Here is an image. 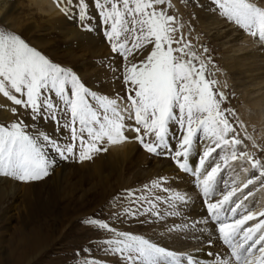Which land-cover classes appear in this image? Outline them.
Instances as JSON below:
<instances>
[{"label": "snow or ice", "instance_id": "snow-or-ice-1", "mask_svg": "<svg viewBox=\"0 0 264 264\" xmlns=\"http://www.w3.org/2000/svg\"><path fill=\"white\" fill-rule=\"evenodd\" d=\"M54 2L60 7L63 0ZM164 3L165 0H94L111 50L124 61L122 83L131 108L128 119L134 113L136 125L131 130L147 152L171 159L181 171L195 177V186L207 209L208 219L203 223L213 229V235L230 253V259L215 255L214 264H264V219H259L264 217V210L257 213L243 204L253 195L251 191L243 199H233L257 181L264 187V157L240 151L243 140L236 127H243L242 123L234 110L221 107L226 98L214 90L216 81L207 78V65L183 38H174L173 34L179 31L173 27L175 18L156 7ZM212 3L227 21L264 44V8L251 0H212ZM88 9V0L75 3L67 0V6L60 7L65 15L75 12L74 18H78L81 27L92 31L93 26L87 23L93 19ZM148 45L152 48L143 60L136 63L129 59ZM0 94L23 108L33 124L53 122L71 130V142L61 144L38 124L33 134L27 131L31 125L24 120L0 126L2 176L24 183L48 176L55 161L47 158L43 146L65 159L66 153H74L78 140L79 160L83 162L94 153L128 141L124 131L129 126L124 122L117 100L90 91L72 70L51 62L19 35L4 30H0ZM11 111L13 115L18 114L16 108ZM173 125L176 132L171 130ZM170 138L176 140L175 146ZM244 139L252 138L245 134ZM105 140L107 146L98 147ZM252 147L264 152L255 141ZM193 154L198 165L193 160L190 166ZM233 161H240L245 173L258 175H251L241 187L235 186V180H223L222 172ZM244 164L249 167H243ZM221 182L225 185L223 192L219 190ZM166 183L164 179L153 181L139 195L127 191L122 199L129 206L109 219L123 223L131 217L143 224L146 221L140 217L162 219L176 215V206L187 204L188 198L163 187ZM159 192L168 195L165 198ZM216 195L221 198L214 201ZM161 203H166L171 211L161 212L158 207ZM249 221L256 223L249 225ZM82 223L110 234L111 239L97 247L105 254L118 257L121 264H197L194 256L181 257L141 235L116 230L101 219L87 218ZM199 223L194 222L193 227ZM174 230L181 229H170ZM84 264L97 262L85 260Z\"/></svg>", "mask_w": 264, "mask_h": 264}, {"label": "rangeland", "instance_id": "rangeland-1", "mask_svg": "<svg viewBox=\"0 0 264 264\" xmlns=\"http://www.w3.org/2000/svg\"><path fill=\"white\" fill-rule=\"evenodd\" d=\"M7 1L8 8H6L7 10L5 9L0 17V30L19 35L30 47L39 51L51 62L72 70L90 91L95 92L97 95L117 100L120 111L125 117L124 122L129 126L124 131V135L128 137V141L125 144L134 143L138 150L147 155L149 159L155 158L169 163L173 162L167 157L150 154L135 139L137 134L131 130L132 127L136 126L134 113L132 114V119H128L131 108L129 106L130 102L127 100L128 94L122 83L124 61L111 50V45L104 35L105 26L100 23V17L94 7V0H88V12L93 19L87 23H91L93 26L92 31H86L81 27V22L78 18H74L76 16L75 12L70 16L60 11V7L67 6V0H63L60 7L52 0L55 5L53 11L58 12L56 14L68 22V28H73L81 36L86 37L87 35L91 40L95 39L100 43L103 52L92 57L87 54L88 50L85 53L81 49L75 48V42L73 43V47L69 46L67 40L61 34H66L68 33L67 31H63L62 28L60 30L50 29V17L48 14L36 10L38 8H35L31 0ZM73 2L75 3L76 0H73ZM251 2L258 7L264 8V0H251ZM169 4L171 7H168ZM156 7L158 10H164L167 15L175 18L173 27L178 28L179 31L173 34L174 38H183L184 43L191 45L190 50L195 52L201 61L207 65V78L216 81L214 90L222 92L226 98L221 107L234 110L238 118V111L243 106L241 95L239 92H234L230 88L232 86H227L229 84L225 85L224 83L223 85V83L216 79L217 75L224 71L221 65L223 49L217 48L211 39L207 37L208 35H205L200 29L202 18L208 14L215 15L221 22H230L219 14V10L212 3V0H165L164 4L157 5ZM48 9L49 7H46V10ZM248 39L249 43L254 40L251 36ZM254 41L259 46L262 44L259 41ZM173 47H176V45L173 44ZM151 48L152 45H148L147 48L135 54L134 57H129V59L138 63L145 58ZM205 49H207L206 52L204 51ZM69 51H74L80 56L82 54L87 56H84V58H72L70 54L68 55ZM209 60L211 61L210 63ZM105 72L108 76H113L115 83V85L108 89L102 86L104 81H109L107 77H101L103 73L106 74ZM120 97L123 99H120ZM13 108H16L18 112V109L21 107L12 104L11 101L0 94V112L5 113L3 117H0V126H7L18 120H24L27 124L31 125L27 129L29 134H33L38 124L40 129L46 131L50 136H52V132H55L56 134L52 137L59 143L67 144L71 142L70 129L66 130L53 122L43 123L37 121L36 124H33L30 117L25 114V111L13 115L11 111ZM7 115L9 118H7ZM229 119L235 124L233 117L230 116ZM76 128L79 131L78 124ZM171 130L176 132V126L173 125ZM236 132L239 133L240 139H243L245 134H247L252 138L251 142L255 141L256 145L264 148L259 132L254 135L247 132V130L243 132L237 130ZM171 143L175 146L176 140L171 139ZM76 145L74 153L72 155H67L66 153L67 158L65 159H61L50 147L43 146L47 158L55 161L51 169L66 164L64 173L67 176L60 182L58 190L53 186L51 173L41 180L29 181L27 183L12 177L0 175V189H7V183L13 186H24V194L19 196L20 198H18L15 210H11L12 199L8 200L9 198L6 197L4 190L3 192L0 191V194H2V196L0 195V264H84L85 260H94L97 264H121L118 257L105 254L101 248L97 247L104 240L111 239L110 234L88 227L82 221L87 218L101 219L105 223H109L116 230L138 234L149 240H153L155 237L149 231L151 228H162L164 226L163 219H157L152 216L140 217V219L146 221L143 224L138 223L131 217L126 218L123 223L114 218L109 219L110 215L122 211L124 207L129 206L128 201L122 199L127 191H134L136 195H139L140 190L144 189L145 185H151L153 178L138 180L136 177L134 179L133 177L137 171L130 166L129 170L124 172V178L119 189L113 188L112 192H107L106 197L103 199V204H98V199L94 198V192L89 190V182L86 175L91 176V178L93 177L94 157L106 153L110 147H108L107 151L94 153L91 159L81 162L79 160L80 149L78 140L76 141ZM105 146H107L106 140L98 145V147ZM246 151L249 152L248 149ZM257 156L262 157L263 155L257 154ZM232 164L233 162L230 165ZM238 165L241 166L240 161ZM161 179L164 178L158 177L157 180ZM220 184H223V182ZM163 187L174 192L173 189L168 187L167 183ZM222 187L220 188L219 186L220 192H223ZM255 190L253 195L248 197L249 200L251 198L256 199L255 195L258 189L256 188ZM157 194L165 198L168 195L166 192H159ZM216 197L220 198L221 196L216 195ZM113 204H117V207L113 208ZM250 204L249 207L255 206L253 202H250ZM158 207L161 212L166 209L171 211V209H168L166 203H161ZM176 211V215L169 216L172 221H177L178 223L180 213L178 210ZM161 230H164V228ZM158 245L161 246V244ZM226 253H228L227 250Z\"/></svg>", "mask_w": 264, "mask_h": 264}, {"label": "bare ground", "instance_id": "bare-ground-1", "mask_svg": "<svg viewBox=\"0 0 264 264\" xmlns=\"http://www.w3.org/2000/svg\"><path fill=\"white\" fill-rule=\"evenodd\" d=\"M31 2L35 8H38L36 10L48 14L51 20L50 29L60 30V28H62L63 31L68 32L66 34H61L65 40H67L69 46L73 47V43L75 42V48L81 49L83 52L88 50L87 54L91 57L103 52L97 40H91L87 35L86 37L83 35L81 36V34L73 30V28L67 27L68 22L59 17L56 14L58 12L53 11L55 5L52 0H31ZM7 4V0H0V17L5 9L8 8ZM46 7H49V9L46 10ZM200 25L201 31L205 33V35H208L207 37L211 39L212 43L217 48L220 47L221 50L223 49L221 65L224 71L217 75L216 79L223 83V85L224 83L225 85L229 84L227 86H232L230 88H232L234 92H239L241 95L243 106L241 108L239 107L240 109L237 115L243 127L237 126L236 131L239 130L243 132L247 130V132L252 135L259 132L260 139L262 140L261 143L264 145V44L260 43L261 45L259 46V44L255 43V39L249 43V35L245 34L235 24L221 22L212 14H208L202 18ZM69 54L72 58H84V56H87L85 54L80 56L74 51H69L68 55ZM101 77H107L109 79V81H104L102 85L105 89L115 85L112 75L108 76L107 73H103ZM22 112H24V109L19 108L18 113L20 114ZM4 114L5 113H1L0 117H3ZM7 118H9L8 115ZM55 134V132H52L51 135L54 137ZM242 140L243 144L239 146L240 151H246L248 149L249 152L261 154L263 155L262 157H264V152H258L256 148H253L250 140L244 138ZM213 155H215V153ZM193 160H196L198 165V159L195 157V154H193L190 158V166H192ZM238 162L239 161H233L232 165L226 167L222 172V176L225 181L231 182L235 180V186L241 187L247 179L250 178L251 174L258 175V173H245L241 170V166L238 165ZM93 163V177L91 178L89 175L86 176L89 182V190L94 192L93 195L94 198L98 199V204H103V199L106 197L107 192H112L115 188L119 189L122 184V179L124 178V172L128 171L130 166L137 171L136 175L133 177L134 179L136 177L138 180L142 178L145 180L153 178L152 180L156 181L158 177H162L167 180L168 187L173 189L174 192L184 194L188 198L187 204H178L176 206V210L180 213V220L178 223L177 221H172L170 216H165L162 218L164 225L162 228H164V230H161L162 228H151L149 230L150 233L155 236L154 239L151 240L152 242L161 244L162 247L177 253L181 257L188 255L194 256L197 264H214L215 255L223 259H230V253H225L226 249L221 244L220 240L217 239L216 235H213V229L203 223V221L208 219L207 209L204 206L202 194L195 186V177L190 173L186 174L181 171L174 161L169 163L165 160L155 158L149 159L147 155L138 150L134 143H122L111 146L106 153L94 157ZM231 163L232 162H230V164ZM243 167L247 168L249 166L244 164ZM65 168L66 164H62L49 170L53 186L56 190H58L60 182L67 176L64 173ZM261 183V181H257L249 185L248 188L243 191V194L238 192L233 199H242L244 194H247L249 191L254 192L257 188L258 190L255 195L256 199L254 200L251 198L252 201L251 199L244 200L243 204L257 213L264 210V187H261ZM7 184V189H0V191L3 192L4 190L6 192V197L9 198L8 200L12 199L11 210H15L18 198H20L19 196L24 194V186ZM219 186L220 188L222 187V191H224V183ZM0 195L2 196V194ZM220 198L214 196L213 200H219ZM250 202H253L255 206L249 207V205H251ZM259 219H264V217H259ZM197 221L200 223L194 228L193 224ZM255 222L256 221H249L248 224L252 225ZM176 228L181 230L170 231V229ZM210 240L212 243H209ZM209 253L214 255H210Z\"/></svg>", "mask_w": 264, "mask_h": 264}]
</instances>
